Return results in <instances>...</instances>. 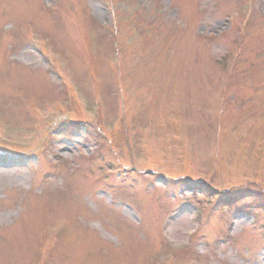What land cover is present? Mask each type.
<instances>
[{
  "label": "rangeland",
  "instance_id": "rangeland-1",
  "mask_svg": "<svg viewBox=\"0 0 264 264\" xmlns=\"http://www.w3.org/2000/svg\"><path fill=\"white\" fill-rule=\"evenodd\" d=\"M47 1L0 0V121L19 133L29 108L63 97L31 34L57 53L86 107L96 90L101 124L50 133L35 158L0 155V264H32L52 231L48 264H264V210L218 207L189 182H261L264 148L252 138L264 133V0H146V10L131 0L46 10ZM242 9L256 16L239 28ZM238 50L237 62L225 56Z\"/></svg>",
  "mask_w": 264,
  "mask_h": 264
}]
</instances>
